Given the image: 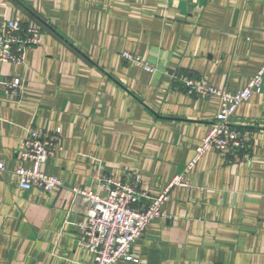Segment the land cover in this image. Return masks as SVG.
I'll list each match as a JSON object with an SVG mask.
<instances>
[{
    "label": "crops",
    "instance_id": "obj_1",
    "mask_svg": "<svg viewBox=\"0 0 264 264\" xmlns=\"http://www.w3.org/2000/svg\"><path fill=\"white\" fill-rule=\"evenodd\" d=\"M5 19L44 34L24 64H0V264H92L77 246L87 204L72 189L106 195L111 176L156 196L181 174L188 184L170 189L133 246L140 261L118 264H264V83L233 118L251 147L190 166L219 107L179 80L246 86L264 60V0H0V30ZM11 77L20 101L5 93ZM31 127L60 129L45 167L63 181L53 192L18 185Z\"/></svg>",
    "mask_w": 264,
    "mask_h": 264
},
{
    "label": "built area",
    "instance_id": "obj_2",
    "mask_svg": "<svg viewBox=\"0 0 264 264\" xmlns=\"http://www.w3.org/2000/svg\"><path fill=\"white\" fill-rule=\"evenodd\" d=\"M43 34L42 29L35 24H23L18 19H5L0 30V64H24L27 49L40 46ZM122 58L149 71L155 70L146 60L130 52H123ZM179 80L187 93L216 99L219 107L190 166L210 150L227 155L251 147V135L240 130L233 118L240 104L249 100L254 93L262 92L264 60L246 86L235 92L211 86L197 78ZM3 84L8 97L18 101L22 99L25 92L20 78H5ZM60 135V129H28L19 148V158L29 161L31 167L21 166L14 170L21 189L38 188L42 192H53L63 186V181L58 176L47 173L45 169L48 160L60 148ZM5 169V164L0 161V172ZM102 180L103 187L108 190L106 195L92 189H72L87 204L84 218L77 223V246L93 253L92 264H118L122 259L139 262L140 255L133 252L135 242L145 234L154 219L163 215L162 204L168 198L170 189L175 185L188 184L185 176H175L156 196H151L146 190L139 191L138 179L103 176ZM141 199L146 200L145 203Z\"/></svg>",
    "mask_w": 264,
    "mask_h": 264
}]
</instances>
